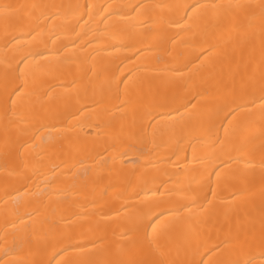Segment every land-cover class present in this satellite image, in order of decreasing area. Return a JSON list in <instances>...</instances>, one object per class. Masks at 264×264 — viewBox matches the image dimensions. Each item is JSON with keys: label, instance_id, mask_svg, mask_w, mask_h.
Instances as JSON below:
<instances>
[{"label": "bare ground", "instance_id": "6f19581e", "mask_svg": "<svg viewBox=\"0 0 264 264\" xmlns=\"http://www.w3.org/2000/svg\"><path fill=\"white\" fill-rule=\"evenodd\" d=\"M0 264H264V0H0Z\"/></svg>", "mask_w": 264, "mask_h": 264}]
</instances>
